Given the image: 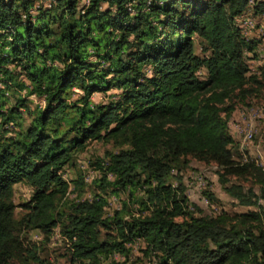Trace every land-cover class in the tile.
I'll use <instances>...</instances> for the list:
<instances>
[{"label": "trees", "instance_id": "obj_1", "mask_svg": "<svg viewBox=\"0 0 264 264\" xmlns=\"http://www.w3.org/2000/svg\"><path fill=\"white\" fill-rule=\"evenodd\" d=\"M251 1L0 0V264H49L42 251L57 228L71 264H103L139 239L155 264H264V166L235 159L229 129L236 101L264 88V66L249 64L259 40L239 26ZM92 140L117 150L91 161L93 197L71 201L64 172ZM191 158L215 164L225 190L258 209L190 211L182 176L170 179ZM19 182L34 188L22 217ZM73 183L85 190L82 173Z\"/></svg>", "mask_w": 264, "mask_h": 264}, {"label": "rangeland", "instance_id": "obj_2", "mask_svg": "<svg viewBox=\"0 0 264 264\" xmlns=\"http://www.w3.org/2000/svg\"><path fill=\"white\" fill-rule=\"evenodd\" d=\"M252 16L256 20V26L253 31L243 29L245 34L250 39L259 40L257 46V54L253 56L249 53V64L251 65V73H260L261 67L264 66V16L255 14ZM247 16H244L240 25H246L244 21ZM239 21V20H238ZM239 24V23H238ZM196 50L198 53L204 52L205 44L200 38L196 37ZM198 75L202 78L207 77L206 68L198 70ZM25 94V91H23ZM117 91H109L107 93H97L94 99L97 102H106L111 98L116 99ZM30 99L33 101V106L37 104H44V100L37 96L31 95ZM24 116L28 118L27 113ZM229 129L234 138L232 149L234 157L237 161H247L253 159L257 164L264 166V88L260 91H254L244 101H236V108L229 119ZM2 134V132H0ZM248 136V139H246ZM117 150L116 146L111 141L107 140H92L86 148L79 150L74 154V161L76 166L67 169L64 172L65 178L70 182V189L67 198L71 201L92 198V182L93 179L100 177L101 172L91 165V161L103 158L110 151ZM218 167L215 164H207L205 162L189 159L185 168L180 172H174L170 182L175 186L179 185V175L182 176L186 188L185 193L188 195L190 211L198 213L197 205L204 214L216 215L220 212H228L230 214L245 212L248 210H256L259 206H243L232 197L224 188L219 180L217 173ZM82 173L85 190L74 188L73 180ZM250 185V182H245ZM15 188V202L17 203V217H22L25 210L20 206L21 203L27 201L34 192V188L27 183L19 182L14 185ZM205 189L214 193L216 201H212L203 193ZM256 191L261 196L260 204L264 211V193L261 187L256 185ZM82 192V193H81ZM127 197L126 192H121L118 195L110 194L108 197V205L106 206L107 214H112L115 209L121 208L122 201ZM28 238L39 243L44 236L38 229L26 230ZM66 239L60 233L59 228L56 229L55 234L51 240L45 245L42 251V258L48 261L49 264H71L69 258L65 256ZM129 250L126 253H114L103 258V264H155L144 254L145 242L143 239L128 244Z\"/></svg>", "mask_w": 264, "mask_h": 264}, {"label": "built area", "instance_id": "obj_3", "mask_svg": "<svg viewBox=\"0 0 264 264\" xmlns=\"http://www.w3.org/2000/svg\"><path fill=\"white\" fill-rule=\"evenodd\" d=\"M253 3H255L254 0L251 1L250 8L245 12V15L247 16V23L246 25H239L241 29H248L250 31H253L256 26V20L252 16ZM261 16H264V14H261ZM246 139H248V136H246Z\"/></svg>", "mask_w": 264, "mask_h": 264}, {"label": "crops", "instance_id": "obj_4", "mask_svg": "<svg viewBox=\"0 0 264 264\" xmlns=\"http://www.w3.org/2000/svg\"><path fill=\"white\" fill-rule=\"evenodd\" d=\"M249 8H250V7H249ZM249 8H248V9H249ZM248 9H247V10H248ZM247 10H246V11H247ZM246 11H245V12H246ZM245 12L243 13V15L245 14Z\"/></svg>", "mask_w": 264, "mask_h": 264}, {"label": "bare ground", "instance_id": "obj_5", "mask_svg": "<svg viewBox=\"0 0 264 264\" xmlns=\"http://www.w3.org/2000/svg\"><path fill=\"white\" fill-rule=\"evenodd\" d=\"M245 24L247 23V20H245V22H244Z\"/></svg>", "mask_w": 264, "mask_h": 264}]
</instances>
